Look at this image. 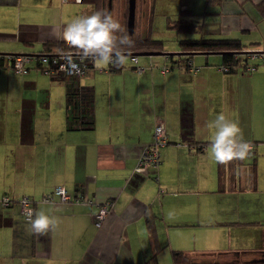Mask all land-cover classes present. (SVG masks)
<instances>
[{
	"label": "crops",
	"instance_id": "obj_1",
	"mask_svg": "<svg viewBox=\"0 0 264 264\" xmlns=\"http://www.w3.org/2000/svg\"><path fill=\"white\" fill-rule=\"evenodd\" d=\"M152 2L141 1L145 20ZM211 4L218 5L216 15H204L203 28L210 19L220 30L208 27L204 35L227 37L223 33L240 28L251 32L250 40L232 33L245 51L264 50V0ZM119 6L116 20L124 29L122 0ZM96 11L86 0H0V54L38 52L47 41H67V25ZM142 56L141 73L129 59L112 70L93 59L76 80L93 93L90 128L67 125V79L33 69L16 74L0 59V197L31 196L33 219L44 213L56 222L40 234L33 219L21 217L17 202L0 205V264H142L155 245L147 211L167 242L159 264L162 258L170 262L171 249L264 251V64L225 73L220 53L198 52L191 59L200 68L193 72L182 63L170 65L165 54ZM219 114L237 123L252 146L243 160L219 163L212 156L215 130L209 125ZM159 121L168 143L157 166L138 173V156ZM196 141L206 143L197 148ZM55 186L93 202L57 196L39 201ZM108 199L110 211L97 226L95 213Z\"/></svg>",
	"mask_w": 264,
	"mask_h": 264
},
{
	"label": "trees",
	"instance_id": "obj_2",
	"mask_svg": "<svg viewBox=\"0 0 264 264\" xmlns=\"http://www.w3.org/2000/svg\"><path fill=\"white\" fill-rule=\"evenodd\" d=\"M86 1L94 3L97 11H101V12L108 14L107 13V1L108 0H86ZM215 1H220V0H205L207 4L214 3ZM190 16H192V12L189 9L181 8L178 12L177 18L170 20L171 23L169 24V26L173 28L178 34L183 35L177 38V44L179 48L178 53L173 52L172 54H165L167 50L163 48L162 40L150 38L147 34L145 36H138L134 34L135 31L133 32V34L129 35L127 33L126 26H125L124 28L125 32H123L122 34H118V35H123L126 33L132 41L130 46L129 45L122 46V53H129V55L125 57H128L127 59H129V63L131 67L135 69L137 65H140L138 63V60L132 61L131 56L136 55L138 59V56L136 53L142 52V51H160L162 52V54L168 55L171 61L170 65H173L176 63L178 64L182 63L183 67H185L189 71L193 70V72L199 70L200 68L199 66H194L192 63V59H191L193 55L198 52L220 53L222 57V64L220 66L221 67L227 66L226 70L224 71L222 70L225 73H232V72L248 73L246 71V67L249 66L250 64L254 65L255 68H257L259 65L264 64L263 56L258 55L259 53L261 54L264 53V50L245 51L244 44L239 38L226 37V36L203 35L204 23L202 21L198 22L197 20L193 21L190 18ZM134 28H135V24H134ZM189 34H199V35L191 36ZM51 51L74 52V53L78 52L79 53L77 49L69 45L68 41H63V40L47 41L46 43H44L43 48L38 52L21 53V54L34 55L30 61L24 64L25 71L21 74L27 73L31 69L41 70L47 74H51L49 72H46L47 69L39 63V61L37 60L38 57H36L39 54L50 53ZM252 53L256 55L254 58L251 57ZM7 54L9 53L0 54V59L3 61H6V63L8 64L7 66H9V68H11L13 72H15L12 67V62L10 61V59L6 57ZM125 65H126L125 63L120 66H117L115 63H109V69L110 70L119 69ZM90 66L91 64L89 65V67ZM190 66L191 68H189ZM249 72H252V71H249ZM16 74H19V73H16ZM54 75H58V76H61L67 79L66 105L69 111V119L67 120L68 121L67 125L69 127L74 126V127H81V128H90L93 125V114H92L93 93H92V90L87 87H83V88L79 87L76 81L78 80L79 77H73V76H67V75H61V74H54ZM205 143H206L205 141H196L195 145L197 146V148H200ZM159 162H160V157H159ZM24 196H27V195H24ZM22 197L23 196H21L18 199H13L10 195L3 194L0 197V205H2L3 207H7V206L9 207L14 202H17L19 206V212H20V200L22 199ZM29 197L33 200V207H34L36 200L34 201L33 197L31 196ZM57 197L59 198V196ZM75 197H79V196L74 195L72 197L70 195L67 201L73 202V199ZM90 199L93 201L92 198ZM53 200H54V197H53ZM39 201H41V199ZM47 202H50V201H47ZM33 217H34V213H33ZM33 217L27 221H31ZM146 218H147V226L150 232L151 233L154 232L153 240H154L155 245H154V250L152 252V255L147 260H145V262L142 264H159V253L167 246V242L165 241L161 242L160 238L158 237L156 233L153 212L147 211ZM170 253H171L172 264H210L211 262H207V261L203 262V261L198 260V258L199 256H206L207 254H214V253H205V252L204 253H195V252H190V251L188 252V251L181 250V249H171Z\"/></svg>",
	"mask_w": 264,
	"mask_h": 264
},
{
	"label": "clouds",
	"instance_id": "obj_3",
	"mask_svg": "<svg viewBox=\"0 0 264 264\" xmlns=\"http://www.w3.org/2000/svg\"><path fill=\"white\" fill-rule=\"evenodd\" d=\"M123 32L125 30L121 24L110 14L97 11L92 15L75 17L67 25L62 38L77 49L82 58H92L98 64L115 63L120 66L126 59L122 53V46H130L132 43L126 33L118 35ZM65 60L66 64L61 66L62 70L66 68L69 75L78 70V64L73 57L66 56ZM209 127L215 130L211 154L217 162L243 160L246 157L250 145L243 140L242 131L237 123L219 114ZM55 224V220L44 213H37L35 219L31 221V227L40 234L50 227L54 228Z\"/></svg>",
	"mask_w": 264,
	"mask_h": 264
},
{
	"label": "built area",
	"instance_id": "obj_4",
	"mask_svg": "<svg viewBox=\"0 0 264 264\" xmlns=\"http://www.w3.org/2000/svg\"><path fill=\"white\" fill-rule=\"evenodd\" d=\"M68 1V0H63ZM258 55H262L264 58V53H259ZM34 55L32 54H19V53H9L6 55L8 59L12 62V67L16 73H23L25 71L24 64L31 60ZM71 56L73 57L74 61L78 64V70L73 72V74L69 75L67 69L62 70V65L66 64L65 57ZM256 55L251 54V57L254 58ZM39 63L45 67L51 74H61L73 77H81L85 74L88 70L89 65L92 63V58H82L80 53L74 52H54L51 51L50 53H42L37 55ZM132 61H137L136 55L131 56ZM189 63V62H188ZM168 67H162V71L166 70ZM191 68V66L189 67ZM219 69L221 71L226 70L227 66H220ZM254 65H249L246 67V71H253L255 70ZM135 70L140 73L143 72L144 67L141 65H137ZM193 71V70H192ZM168 142V135L165 130V127L161 121L157 122L153 128L152 135H151V142L147 144L140 152L136 164L135 171L138 173H147V170L150 167H155L159 162L160 157V149L166 145ZM250 147H252L250 145ZM59 196L60 201H67L70 197V194L66 191L63 186H55L53 190L49 193H46L42 198L41 201L47 202L52 201L54 196ZM35 201V200H34ZM93 202L89 198L83 197H75L73 202ZM110 200L103 201L99 207L98 211L95 213V224L100 226L102 221L104 220L107 213L110 211ZM34 207H33V200L29 196H23L20 200V214L26 220H30L33 217Z\"/></svg>",
	"mask_w": 264,
	"mask_h": 264
},
{
	"label": "rangeland",
	"instance_id": "obj_5",
	"mask_svg": "<svg viewBox=\"0 0 264 264\" xmlns=\"http://www.w3.org/2000/svg\"><path fill=\"white\" fill-rule=\"evenodd\" d=\"M141 1L142 0H136L135 28H134L135 32H134V34H136L138 36H145L147 34L150 38L162 40L163 41V48L169 52H176L173 50H175L174 48H176L178 46L177 38L183 36V35L178 34L173 28H171L169 26V24L171 23L170 20L177 18L178 12L181 8L189 9L192 12V16H190V18L193 21L197 20L198 22H201L204 15H208L209 18L214 17L216 15V14H214V13H216L215 10H217V6H218L215 4H208L207 5L206 3H204V0H153L152 5H151L152 7H150V10L152 11V12H150L151 15L149 14V19L145 20L144 17L142 18V15L140 16V13L142 10ZM119 2H120V0H112V3H111V5H112L111 6V16L115 20L117 19L118 15H119V7H120ZM250 3L251 2L249 1L246 4V7H251ZM148 6H150V5H147V7ZM204 6L207 7L206 13H204V9H205ZM123 8H125L124 12H123ZM145 11H147V13H148V9H146ZM126 12H127V0H122L121 17L123 18V20L124 19L126 20ZM199 12L202 14H199ZM252 13H253V11H252ZM249 14H251V13H249ZM125 23H126V21H125ZM209 23H211L210 19H207L206 25H205L206 27L203 28V35L205 34V32H207L208 27L214 28V31H212V32H215V33L219 32L220 29H219L218 23L216 24L215 22H213L210 24L212 26H210ZM229 28H232V27H229ZM230 30L231 31H229V32L227 31L226 33H223V35H227V37L236 38L235 35L232 34L234 32V33L241 35L244 39L246 38L245 40H248V39L250 40V38H249V36H251L250 31H242V29H240V28L230 29ZM253 32L259 35L260 34L259 32H261V31L254 29ZM177 34H178V36H177ZM189 35L198 36L199 34H189ZM15 50L16 49H14V51ZM1 51L2 50H0V52ZM5 51L8 52L7 49ZM17 52L18 51H15V53H17ZM142 57H144V56H140V58H142ZM125 58L127 59L128 57H125ZM256 208L257 207L255 205V207H254L255 214H256ZM263 218L264 217H261V219H263ZM239 253L243 254L241 252H239ZM239 253L237 251L235 253H230V254H219V253L207 254L206 256H199L198 260L203 261V262H205V261L211 262L210 264H227V262H229L233 256H237V254H239ZM169 254L171 255L170 252H169ZM169 259H170V262H169V260L167 262V260L165 258L164 259L162 258V264H172L170 256H169Z\"/></svg>",
	"mask_w": 264,
	"mask_h": 264
},
{
	"label": "water",
	"instance_id": "obj_6",
	"mask_svg": "<svg viewBox=\"0 0 264 264\" xmlns=\"http://www.w3.org/2000/svg\"><path fill=\"white\" fill-rule=\"evenodd\" d=\"M111 3L112 0H108L107 2V13L111 14ZM135 8H136V0H127V16H126V30L129 35L134 32V24H135ZM178 53V51H176ZM173 52L166 51L165 54H172ZM124 56L129 55V53H123ZM137 56L142 55H158L162 54L160 51H142L137 52Z\"/></svg>",
	"mask_w": 264,
	"mask_h": 264
},
{
	"label": "flooded vegetation",
	"instance_id": "obj_7",
	"mask_svg": "<svg viewBox=\"0 0 264 264\" xmlns=\"http://www.w3.org/2000/svg\"><path fill=\"white\" fill-rule=\"evenodd\" d=\"M227 264H264V251L252 254L239 253L233 256Z\"/></svg>",
	"mask_w": 264,
	"mask_h": 264
}]
</instances>
